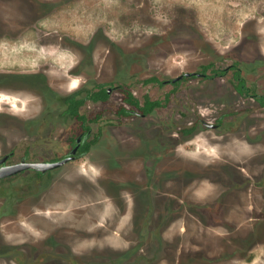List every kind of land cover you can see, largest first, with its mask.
Listing matches in <instances>:
<instances>
[{"label": "rangeland", "instance_id": "rangeland-1", "mask_svg": "<svg viewBox=\"0 0 264 264\" xmlns=\"http://www.w3.org/2000/svg\"><path fill=\"white\" fill-rule=\"evenodd\" d=\"M44 32L71 33L83 44L90 38L91 59L81 44L75 82L118 79L139 96H162L171 85L142 80L237 60L264 90V0H0L1 54L19 33L26 40H17L12 54L38 52ZM228 80L185 85L169 117L190 123L197 110L215 118L243 109L230 127L168 143V156L153 163L123 156V164L103 168L87 159L81 166L88 177L51 182L33 199L2 192L0 264H264V107L236 95ZM121 95L116 90L106 107L88 111L105 107L113 118ZM6 125L0 119V151L22 138ZM107 128L118 143L129 132ZM57 230L70 242L63 254L70 257L56 258Z\"/></svg>", "mask_w": 264, "mask_h": 264}, {"label": "flooded vegetation", "instance_id": "flooded-vegetation-1", "mask_svg": "<svg viewBox=\"0 0 264 264\" xmlns=\"http://www.w3.org/2000/svg\"><path fill=\"white\" fill-rule=\"evenodd\" d=\"M22 35L9 36L7 49L2 54L0 52V62H6L0 64V67L5 68L0 69V93L4 94V100L0 102V119L7 121L8 131L14 125L13 130L22 132L20 140H15L11 146L0 151V168L25 161L62 162L47 169L28 167L1 176L0 194L6 190L7 197H15L17 201L33 199L51 182L88 177L81 166L87 159H92L103 168L108 162L123 164V156H130L135 161L153 157L149 159L152 163L156 159L163 160L168 156L167 152H163L169 146L168 143H179L181 137L186 141L192 140L204 130H223L242 114L243 109L222 110L215 118H210L195 108L194 111H197L190 123L178 121L172 115L169 117L170 110H178V105L171 106L175 93L191 82L199 87L200 84L229 77L228 83L236 95L244 99L251 98L264 107V90H259L248 80L245 65L237 60L225 66L215 62L203 63L198 69L186 70L174 77H146L143 83L158 87L171 85V88L165 90L162 96H153L151 92L139 96L131 83L118 79L91 85L86 80L75 82L76 76L80 75H75L73 70L76 57L80 62L78 51L81 52L80 45L83 43L76 41L71 33L54 37V34L44 32L35 41L42 49L36 48L38 52H32L24 48L15 56L11 46L19 44L21 41L17 40H23ZM90 44V38L83 44L84 58L88 62L91 59ZM34 54L38 59L29 63V57ZM205 65L210 66L205 69ZM156 77L158 79H154ZM196 78L199 80H194ZM241 78H244V83ZM103 89H107V93ZM116 90L122 95L113 111V118L108 119L104 109ZM127 90L133 93L135 100H128ZM95 92L103 96L94 97ZM11 96L20 99L23 96L25 100L20 102ZM152 101H159L160 104L151 106ZM92 104L105 107L91 113L88 107ZM231 106L235 107V104ZM162 109L165 110L164 114ZM109 126H118L122 131L129 132L121 134V143L115 139L109 141ZM13 203L12 199L7 204ZM60 235L61 230L53 237L56 258L70 257L63 255L69 254L70 242L60 239Z\"/></svg>", "mask_w": 264, "mask_h": 264}, {"label": "water", "instance_id": "water-1", "mask_svg": "<svg viewBox=\"0 0 264 264\" xmlns=\"http://www.w3.org/2000/svg\"><path fill=\"white\" fill-rule=\"evenodd\" d=\"M62 161H55V162H23L17 165H12V166H4L0 168V177L7 175V174H11L14 173L18 170L24 169V168H28V167H33L36 169H47V168H51L54 167L58 164H60Z\"/></svg>", "mask_w": 264, "mask_h": 264}, {"label": "trees", "instance_id": "trees-1", "mask_svg": "<svg viewBox=\"0 0 264 264\" xmlns=\"http://www.w3.org/2000/svg\"><path fill=\"white\" fill-rule=\"evenodd\" d=\"M210 65H212V63H211ZM210 65H205V69H207ZM238 78H240V77H238ZM154 79H158V78L156 77V78H154ZM241 79H242V82L244 83V81H245L244 78H241ZM243 83L240 84V86H239L240 89L242 88ZM103 91H104V93H107V89H103ZM126 92H127L128 100H130V101L135 100V99H134V95H133V93H132L130 90H127ZM93 96H94V97H99V96H103V95H102L100 92H95V93H93ZM263 96H264V95H263ZM263 96H262V97H263ZM263 103H264V102H263ZM157 104H160V102H159V101H152V102L150 103L151 106H154V105H157Z\"/></svg>", "mask_w": 264, "mask_h": 264}]
</instances>
